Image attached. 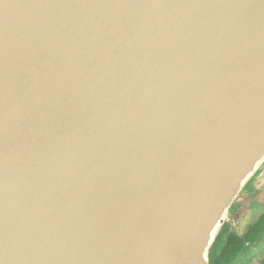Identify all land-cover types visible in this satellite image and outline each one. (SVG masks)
Segmentation results:
<instances>
[{
  "label": "water",
  "instance_id": "obj_1",
  "mask_svg": "<svg viewBox=\"0 0 264 264\" xmlns=\"http://www.w3.org/2000/svg\"><path fill=\"white\" fill-rule=\"evenodd\" d=\"M264 165V0H0V264H209Z\"/></svg>",
  "mask_w": 264,
  "mask_h": 264
},
{
  "label": "trees",
  "instance_id": "obj_2",
  "mask_svg": "<svg viewBox=\"0 0 264 264\" xmlns=\"http://www.w3.org/2000/svg\"><path fill=\"white\" fill-rule=\"evenodd\" d=\"M209 264H264V214L242 235L225 223L209 252Z\"/></svg>",
  "mask_w": 264,
  "mask_h": 264
},
{
  "label": "rangeland",
  "instance_id": "obj_3",
  "mask_svg": "<svg viewBox=\"0 0 264 264\" xmlns=\"http://www.w3.org/2000/svg\"><path fill=\"white\" fill-rule=\"evenodd\" d=\"M227 217L231 228L239 235L245 233L264 214V165L244 187Z\"/></svg>",
  "mask_w": 264,
  "mask_h": 264
}]
</instances>
